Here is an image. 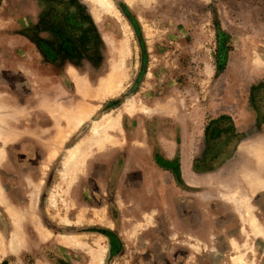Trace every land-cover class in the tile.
Segmentation results:
<instances>
[{
    "label": "rangeland",
    "instance_id": "obj_1",
    "mask_svg": "<svg viewBox=\"0 0 264 264\" xmlns=\"http://www.w3.org/2000/svg\"><path fill=\"white\" fill-rule=\"evenodd\" d=\"M109 1L0 0V264H264V0Z\"/></svg>",
    "mask_w": 264,
    "mask_h": 264
},
{
    "label": "bare ground",
    "instance_id": "obj_2",
    "mask_svg": "<svg viewBox=\"0 0 264 264\" xmlns=\"http://www.w3.org/2000/svg\"><path fill=\"white\" fill-rule=\"evenodd\" d=\"M102 11H104L105 13H107V14H110V15H116V10H115V8L113 7V5L111 4V2L109 1V0H92ZM126 55V52H123V51H121V56L122 57H124ZM123 62H122V60H120L119 62H118V64H117V66H115L114 68H115V70L119 73V72H121V70H120V64H122ZM110 87H111V89H112V87H113V85H109ZM115 89V88H114ZM132 107V104H131V106H130V104H129V108H131ZM82 118V117H81ZM80 117H79V119H78V122L77 123H81L82 122V119H81ZM107 120V119H106ZM107 124H108V121H107ZM106 124V125H107ZM97 128H98V126H93V128L91 129V131H92V133L93 134H95L96 133V130H97ZM104 139V138H103ZM105 140V139H104ZM103 141V140H102ZM106 142V141H105ZM102 144V143H101ZM79 150H81V149H79ZM76 152H79V151H76ZM81 152V151H80ZM75 153V152H74ZM71 155H74V154H71ZM70 155V157H68V160H67V166H69L70 165V163H73L72 161L74 160L73 159V156H71ZM76 155H81V154H75L74 156H76ZM79 156H76V158H78ZM75 158V159H76ZM75 164V163H74ZM72 165V164H71ZM70 165V166H71ZM66 168H69V167H66ZM245 220L250 224V225H252L253 226V228L255 229L256 228V226H255V224H254V220L251 218V217H248V216H246V218H245ZM95 257V258H94ZM101 259V255H100V253H99V251L98 252H95L94 254H93V257H92V263L93 264H96L97 262H98V260H100Z\"/></svg>",
    "mask_w": 264,
    "mask_h": 264
}]
</instances>
